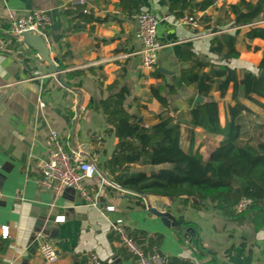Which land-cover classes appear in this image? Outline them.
<instances>
[{"label": "crops", "instance_id": "1", "mask_svg": "<svg viewBox=\"0 0 264 264\" xmlns=\"http://www.w3.org/2000/svg\"><path fill=\"white\" fill-rule=\"evenodd\" d=\"M182 1L200 0L134 1L138 12L166 17L157 26L156 63L153 70L147 71L141 67L135 15L127 17L118 6L119 0H0V261L49 264L39 253L40 240L35 233L40 231L58 251L59 259L54 264H86L91 251L105 264H134L110 231V221L121 217L129 233L145 231V247L149 237L160 234L161 239L155 245L165 257L207 264L213 254L217 264H264V231L255 212H247L238 221L206 201L201 207L187 205L182 209L178 199L167 198V210L173 218L183 217L194 227L185 228L171 220L165 225L148 212L143 198L137 200L134 194L102 181L106 179L102 163L110 158L119 142L108 127L114 114L123 111L112 98L108 99L110 109L104 114L90 106L91 101L98 102L108 95L107 85L117 82L115 89L127 88L124 106L129 113L139 115L146 126L164 109L150 91L152 85H158L168 98L170 114L179 121L184 148L189 147L193 132L194 148L206 159L222 137L188 123L190 102L198 94L193 85H185L180 79L181 67L188 64V53L194 52L210 62L227 63L240 75L258 71L264 40H248L245 37L248 26H234L233 15L228 18L221 11V6L238 0H216L205 10L192 12L189 6L184 8L183 14L208 16L209 20L202 21L197 28L177 23L178 16L172 13L170 5L173 2L180 5L178 2ZM71 4L82 5L85 12L103 20L87 23L84 30L64 34L68 24L64 11ZM8 9L46 12L50 25L43 37L52 63L37 58L39 52L31 47L16 52L17 48L22 49V44L8 30L5 21ZM222 32L236 35L238 57L226 60L211 51L210 40ZM10 38L13 45L3 49L1 43ZM75 70L82 72L72 73ZM231 93L232 86L223 97L219 92L212 93L218 101L221 125L225 123L227 105L234 103ZM242 102L250 113L242 115L241 139L255 145L252 125L264 121V109L246 99ZM50 131L58 133L65 150L78 152L95 162L98 174L87 179L85 186L96 205L70 188L55 197L51 190L38 185L39 164L46 157ZM109 205L114 206L113 211L105 209ZM57 216H64V220L56 222ZM2 226H8L6 238L1 235ZM195 234L199 246L193 242Z\"/></svg>", "mask_w": 264, "mask_h": 264}, {"label": "trees", "instance_id": "2", "mask_svg": "<svg viewBox=\"0 0 264 264\" xmlns=\"http://www.w3.org/2000/svg\"><path fill=\"white\" fill-rule=\"evenodd\" d=\"M134 1L118 2V6L127 17H132L138 12ZM215 1L200 0L194 3L182 1L178 2L180 5L173 2L170 10L180 17L187 6L190 12L205 10ZM177 9L179 12H176ZM221 11L228 18L233 15L234 26H248L245 33L248 40L255 38L264 40V22L259 23L264 20V0H238L227 7L221 6ZM64 13L68 23L63 30L64 34L84 30L87 23L103 20L94 17L90 12H85L84 7L79 4L69 5ZM208 20V16H203L202 21ZM236 41V35L222 32L210 40V49L226 60L236 58L239 55ZM186 60L188 64L181 67L180 79L185 85H193L196 92L205 99L194 107H192L194 99L191 100L188 123L208 134L222 137L211 150L210 157L205 159L199 149L194 148L193 132L189 147L184 148L179 121L170 114L168 98L162 94L158 85H152L150 91L164 109L156 114L151 125L146 126L137 122L139 115L129 113L125 108L127 88L123 86L115 89L117 82H114L106 86L108 95L100 98L98 102H90V106L102 114L110 109L109 98H112L115 105L123 108L122 112L114 114L108 127V131L119 138V142L114 146L110 158L102 163L104 176L120 189L132 192L140 201L141 195L144 194L162 196L170 200L178 199L182 209L187 205L201 207L206 201L222 214L238 221L242 220L247 212H255L264 231V121L252 125L255 145H251L250 140L241 139L244 134L242 115L250 113L249 107L242 99L264 109V102L261 101L264 100V46L257 73L245 71L240 75L236 68L230 67L227 63L210 62L194 52H189ZM261 70L263 74L259 76ZM81 72L82 70L72 71L75 74ZM230 86L231 99L234 103L227 105L225 123L221 125L218 101L212 93L219 92L220 97H223ZM134 139L137 140L136 143L132 141ZM136 165L150 168L140 169L136 168ZM242 197L250 198L252 203L245 211L236 213L234 205ZM175 224H182L185 228L194 227L183 217L175 219ZM130 233L145 250L152 247L157 249L155 242L161 239L160 234H154L153 238L147 239L148 244L145 247L143 244L145 231L136 230ZM194 237V244L199 246L200 241L196 234ZM166 260L167 264H191L175 256L166 257ZM216 261L212 254L207 264H217Z\"/></svg>", "mask_w": 264, "mask_h": 264}, {"label": "built area", "instance_id": "3", "mask_svg": "<svg viewBox=\"0 0 264 264\" xmlns=\"http://www.w3.org/2000/svg\"><path fill=\"white\" fill-rule=\"evenodd\" d=\"M4 1V0H3ZM80 0H78L79 2ZM149 12H137L135 14V38L140 43L139 53L141 55V67L144 70L151 71L154 68L157 58L159 43L157 40V26L165 20ZM5 21L8 30L12 35H20L24 31H29L34 34L44 36L46 29L50 25V17L42 10L16 11L8 9L5 15ZM202 15L198 14H183L177 18V23L197 28L201 25ZM264 22V20L259 21ZM15 41L22 44V49L17 48V53H22L23 48L29 49L28 44L21 38H16ZM13 45L11 38L1 43L3 49ZM37 58H41L37 54ZM43 104L40 102V106ZM47 154L39 164V177L37 183L40 187L49 189L58 197L62 192L70 188L79 192L84 198L91 201L92 205L96 202L92 200L89 191L85 186L87 179L98 174V169L95 162L90 158H84L78 152L67 151L64 144L55 131H50L46 138ZM104 183L113 185L106 179H102ZM1 195V192H0ZM252 203L248 197L240 198L234 205V211L241 213L245 211ZM107 211H113L114 206H105ZM64 220V216H57L56 222ZM110 231L117 236L119 245L127 251L131 256L134 264H167L166 257L162 255L155 247L150 250H145L135 239L130 235L129 229L126 226L123 218L118 217L110 221ZM1 235L6 238L9 235L8 226L1 227ZM40 240L39 253L42 258L49 264H54L59 259L58 251L53 243L46 238L44 233L38 231L35 233ZM0 264H11L7 261H0ZM86 264H105L99 256L91 251L86 256Z\"/></svg>", "mask_w": 264, "mask_h": 264}, {"label": "water", "instance_id": "4", "mask_svg": "<svg viewBox=\"0 0 264 264\" xmlns=\"http://www.w3.org/2000/svg\"><path fill=\"white\" fill-rule=\"evenodd\" d=\"M264 17V14H263ZM14 38L21 37L29 47L36 49L39 52V55L45 59L47 62L52 63V59L49 56V49L46 46L45 39L42 35L34 34L29 31H24L20 35H13ZM263 74V70L259 72V76ZM204 97L200 94H197L193 100L192 107H194L198 103L204 102ZM142 118L138 119V123H142ZM210 157V153L208 158ZM126 192H130L125 190ZM132 193V192H130ZM144 199L148 212L158 216L163 224L168 225L170 220L175 223V219L168 212L169 204L167 203L166 197L154 196V195H141Z\"/></svg>", "mask_w": 264, "mask_h": 264}]
</instances>
